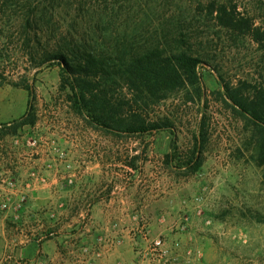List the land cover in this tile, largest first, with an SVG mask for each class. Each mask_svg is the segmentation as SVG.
<instances>
[{"label":"rangeland","instance_id":"374dc122","mask_svg":"<svg viewBox=\"0 0 264 264\" xmlns=\"http://www.w3.org/2000/svg\"><path fill=\"white\" fill-rule=\"evenodd\" d=\"M212 4L236 6L264 30V0H0V125L29 110L37 116L34 126L0 134V183L15 184L11 209L0 189V264H154L157 238L169 250L161 264H264V168L219 95L222 80L264 88V50L209 17ZM175 37L203 60V93L175 92L145 109L148 123L171 124L163 131L95 125L49 61L64 52L77 64L81 48L114 65L117 45L174 48ZM107 87L116 103L131 96L126 84ZM49 166L39 186L30 174ZM22 193L29 216L16 219ZM41 232L54 236L39 240Z\"/></svg>","mask_w":264,"mask_h":264},{"label":"trees","instance_id":"16d2710c","mask_svg":"<svg viewBox=\"0 0 264 264\" xmlns=\"http://www.w3.org/2000/svg\"><path fill=\"white\" fill-rule=\"evenodd\" d=\"M208 15L219 25L239 33H248L252 40L264 50V30L255 26L253 21L237 12L236 6L212 4ZM171 38V34H167ZM166 35V37H168ZM174 48H163L160 44L135 50L131 45H117L122 50L112 58L114 65L96 59L88 51L80 53L73 64L67 54L58 52L49 61H56L62 68L63 88H70L75 95V105L81 113L93 118L97 126L112 131L128 133H146L171 128L169 122L148 123L145 109L167 100L175 92L185 91L201 98L203 82L199 69L203 60L191 54L185 47V41L173 38ZM82 42V41H81ZM118 43V41H116ZM126 84L131 93L127 102L116 100L107 94V85ZM224 92L220 97L233 114L244 122L248 133L247 144L251 147L252 162L264 168V88L254 86L247 81L238 84L222 80ZM30 94L29 86H24ZM128 108L126 112L124 109ZM122 118H129L124 120ZM37 116L31 110L18 121L0 125V134L15 135L26 126H34ZM201 167L198 162L193 171Z\"/></svg>","mask_w":264,"mask_h":264},{"label":"built area","instance_id":"2783aa9c","mask_svg":"<svg viewBox=\"0 0 264 264\" xmlns=\"http://www.w3.org/2000/svg\"><path fill=\"white\" fill-rule=\"evenodd\" d=\"M35 155H38L39 152L38 151H34ZM33 158V157H32ZM32 158L29 159V161H33ZM7 156L5 154V150L3 148H0V168L4 167V164L6 163ZM58 160H56L57 164ZM50 166L47 169H44L43 172H39L38 171H34L32 172L30 175L31 177H33V180L38 181L39 182V186H43V185H47L49 182V176L47 175V171H50ZM75 172H77V170H75ZM74 172V174H75ZM5 175H8L10 172H3ZM76 175V174H75ZM4 181L0 183V189L3 190V192H5V199L3 200L5 203L2 205L3 209H11L12 206L11 203H13L12 200V196L11 194H6L9 190L14 189L15 188V184L13 183V181L11 180H7V179H3ZM69 183H73V175H71V177L67 180ZM6 191H5V189ZM28 188H31V186H29ZM25 203H26V195L22 193V196L19 197V199H17V201L14 203L15 206L13 207L14 209V213H15V218L16 219H20V218H26L29 216L26 208H25ZM66 206L65 202H60L59 203V209L63 210ZM57 210H53V211H49L47 213L48 217L51 219H56L57 218ZM82 217L84 219L89 217V213L85 212L84 214H82ZM39 223V222H37ZM40 231H43V226H39ZM40 238L39 240H46V238H48L49 236H54V233H50V232H41L40 233ZM169 254V250L166 248V243L164 241V239L162 238H157L155 240L152 241L151 243V247H150V256H152V261H154V264H161L163 263L162 261L164 260L165 257H167Z\"/></svg>","mask_w":264,"mask_h":264},{"label":"crops","instance_id":"0c3cea01","mask_svg":"<svg viewBox=\"0 0 264 264\" xmlns=\"http://www.w3.org/2000/svg\"><path fill=\"white\" fill-rule=\"evenodd\" d=\"M54 183L56 182V181H53ZM110 264V263H109Z\"/></svg>","mask_w":264,"mask_h":264}]
</instances>
